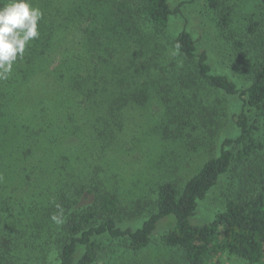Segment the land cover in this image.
Masks as SVG:
<instances>
[{
	"label": "trees",
	"instance_id": "obj_1",
	"mask_svg": "<svg viewBox=\"0 0 264 264\" xmlns=\"http://www.w3.org/2000/svg\"><path fill=\"white\" fill-rule=\"evenodd\" d=\"M133 1L80 0L71 14L86 27L40 20L39 38L0 80V264H106L100 261L108 254L106 242L123 241L139 252L167 218L172 225L159 240L181 250L188 264H220L222 252L264 264V173L253 194L240 184L209 220L192 222L209 193L261 147L254 132L260 120L252 113L264 108V37L254 39V56L235 40L232 51L222 52L234 72L214 70L187 26L168 34L181 5ZM204 3L220 6V0ZM226 23L223 14L222 27ZM69 34L74 44L63 50L59 39ZM56 53L60 60L50 67ZM247 58L255 64L247 65ZM213 94L237 105L228 128L233 135L222 131L217 154L176 181L175 150L206 144L220 126ZM15 103L22 104L20 112L12 110ZM15 114L24 119L20 125ZM208 121L213 129H204ZM129 142L156 151L160 178L149 200L127 202L120 184L115 155ZM14 172L19 184L9 191L4 181ZM255 179L253 169L245 181ZM19 189L23 203L14 214L9 194Z\"/></svg>",
	"mask_w": 264,
	"mask_h": 264
},
{
	"label": "rangeland",
	"instance_id": "obj_2",
	"mask_svg": "<svg viewBox=\"0 0 264 264\" xmlns=\"http://www.w3.org/2000/svg\"><path fill=\"white\" fill-rule=\"evenodd\" d=\"M4 1L7 2V0ZM79 1L31 0V3L34 7H38L41 10V20L43 21L62 22L70 27H86L87 22L85 20L78 25L75 22L78 18L71 14L72 11L74 12V8L79 7ZM130 1L134 2L133 0ZM170 5L171 7L181 5V12L179 15L172 17L169 28L167 29L168 34L173 36L177 31L187 26V29L196 39L198 48L206 49L209 52L210 64L214 67V70L223 69L225 72H234L222 52L226 49L232 51L231 48L235 40H241L244 43L243 50H247L248 54L254 56L255 53L257 54L259 52L256 49L258 48L257 44H254L253 41L258 38V34H262L264 37V0H220V6L217 10L207 8L204 0H170ZM223 14H227L225 27H222L221 24ZM110 18H112L110 13H107L104 17L105 20H109ZM250 26H255L254 33L248 31ZM72 37L73 35L69 34L67 37L63 36L59 39L62 42L60 47L63 50L74 44ZM56 55L54 54L55 60L52 61L50 67L58 64L60 60L58 59L59 53H56ZM170 58L166 57L163 60L166 65L170 64L168 63ZM249 62L255 64L254 60L247 58V65H249ZM178 70L179 64L175 72L176 75ZM210 99H217L220 102L218 111L221 113L215 115V117L222 119L218 128L220 131L218 133L217 130L213 139H206L207 143L198 148L194 149L191 145H182V147L175 150L176 158L174 157L171 160L179 166L180 170L179 175L172 174L171 177L173 179L175 178L176 181H182L183 178H180V175L184 178L187 177L190 172L193 173L205 160L217 154L222 131L226 133L228 130V133L230 132V135H233V129L228 128H232L231 114L234 110L236 111L237 105L229 98L220 94H213L210 96ZM21 105V103H15L12 106V110L15 109L20 112L19 106ZM132 111L134 112V110ZM255 113L260 120L256 123V128L254 129L255 140L261 143V147L253 155V160L247 161L232 169L224 178V181H221L209 193L208 197L201 202L196 215L192 218L193 223H204L209 220L221 208L225 194L233 195L232 190H236L235 192L242 190L240 184H248V194L251 192L253 194L257 191L259 187V176L264 173V108L253 111L252 115L254 116ZM130 116H133V113ZM14 119L18 125L24 120L18 114H15ZM2 122L3 119L0 116V123ZM208 123L209 125L204 127V129L207 127L208 129H213L211 121H208ZM2 128L0 126V134H2ZM1 139H4V137ZM203 139L200 140L203 141ZM1 142L2 146H0V151L3 152L5 143L0 140ZM127 148L129 149L125 151H117L118 153L115 155L116 167L119 173L118 178L120 179L122 188L126 192L127 202L131 201L133 203L134 201L135 203V198H142L144 195L149 200L153 195H149L148 192L154 186L155 181L160 178L153 165L156 151L155 149L144 148L136 144H131L130 142L127 144ZM162 156L168 159L166 151L162 152ZM168 164H170V161H168ZM253 169L257 171V179L246 182V175L251 173ZM14 173L4 181L9 186V191L12 187H15V183L16 185L19 184V179H15L16 172ZM12 194L14 199L10 202L9 207L16 214L18 210L17 205L23 203L24 193L19 189L9 195ZM171 225V218L161 221L149 245L139 252L130 250L123 241H114V243L106 242L104 247L108 250V254L100 261L106 264H188L181 250L167 247L159 240V234ZM219 261L220 264H248L246 260L225 252L219 254ZM21 264H25V262Z\"/></svg>",
	"mask_w": 264,
	"mask_h": 264
},
{
	"label": "clouds",
	"instance_id": "obj_3",
	"mask_svg": "<svg viewBox=\"0 0 264 264\" xmlns=\"http://www.w3.org/2000/svg\"><path fill=\"white\" fill-rule=\"evenodd\" d=\"M41 18V10L31 0H7L0 6V80L9 78L26 47L39 38ZM52 220L57 224L62 222L56 215Z\"/></svg>",
	"mask_w": 264,
	"mask_h": 264
}]
</instances>
